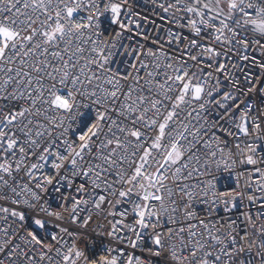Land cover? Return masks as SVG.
<instances>
[{
    "label": "snow or ice",
    "instance_id": "1",
    "mask_svg": "<svg viewBox=\"0 0 264 264\" xmlns=\"http://www.w3.org/2000/svg\"><path fill=\"white\" fill-rule=\"evenodd\" d=\"M0 264H264V0H0Z\"/></svg>",
    "mask_w": 264,
    "mask_h": 264
},
{
    "label": "built area",
    "instance_id": "2",
    "mask_svg": "<svg viewBox=\"0 0 264 264\" xmlns=\"http://www.w3.org/2000/svg\"><path fill=\"white\" fill-rule=\"evenodd\" d=\"M220 215H223V213L221 212Z\"/></svg>",
    "mask_w": 264,
    "mask_h": 264
}]
</instances>
